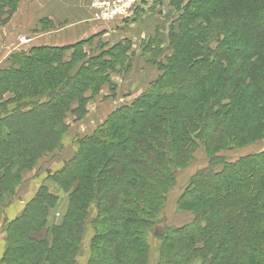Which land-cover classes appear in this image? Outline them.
I'll list each match as a JSON object with an SVG mask.
<instances>
[{
	"label": "trees",
	"instance_id": "trees-1",
	"mask_svg": "<svg viewBox=\"0 0 264 264\" xmlns=\"http://www.w3.org/2000/svg\"><path fill=\"white\" fill-rule=\"evenodd\" d=\"M197 1V9L177 17L168 54L159 41L142 46L143 54L150 51L147 62L158 66L156 78L78 137L60 169L43 170L17 214L23 174L59 148L67 111H85L87 89L104 83L103 69L120 55L125 60L130 43L66 64L44 51L91 38L14 55L13 65H43H22L0 78L12 89L7 97L0 88V215L4 204L14 210L0 218V264H148L149 233L161 239L155 264H264V150L233 161L219 155L264 138V0ZM8 3L0 0V22L15 9L4 10ZM195 19L201 21L187 28ZM116 49L121 54L105 58ZM73 62H80L76 71ZM27 77L36 89H28ZM63 82L71 83V95L63 94ZM197 146L206 165L177 201L192 219L156 234L175 174L192 162Z\"/></svg>",
	"mask_w": 264,
	"mask_h": 264
},
{
	"label": "rangeland",
	"instance_id": "rangeland-1",
	"mask_svg": "<svg viewBox=\"0 0 264 264\" xmlns=\"http://www.w3.org/2000/svg\"><path fill=\"white\" fill-rule=\"evenodd\" d=\"M9 5L4 8V10L7 9H15L12 11V14L10 16H7L4 14V17L7 16V19L0 22V78L3 77V75L11 76L10 70L15 69L16 71L22 66L30 67L35 65H43L41 63L37 62H27L24 63L20 60V63H17L16 65H13V62L15 61L14 55H17V53H20L23 51V49L27 50V46L29 44H33L30 41H26L24 39H21L23 35H33V37L38 36L41 34V32L49 31L53 28H57L51 24V21L49 20H42L37 19L38 16L41 14L42 7L40 6L42 0H8ZM45 2V7L47 9V2ZM91 3V1H90ZM213 3V2H212ZM141 4H147L148 6L146 9L143 10L140 9L142 6L139 7L142 16L145 15V11H149L145 17L151 15L152 19L149 20L146 25L150 32L148 33V36L145 37V39H142L139 44L136 47H128L126 53H124L126 59L123 60V58L120 56L121 59H117L118 63H113L112 66L109 68H104L101 76L104 78V83L96 89L94 87L95 85H92L93 88L87 89V92L85 93L86 97V103H85V111H81L78 114L81 116L78 117V114L75 112H71V110L67 111L66 115V122L69 124L66 128V133L63 138V141L59 148H55L53 151H49L47 154L45 153L42 155L39 160H37V164L33 168L32 171L36 174V172L42 175L44 174L43 169L45 167H48V169L51 171L60 169V163L62 160H66L70 158L74 154V150L77 147V144L75 140L82 136L87 135L89 133L94 132V126L98 125L100 122L104 121L105 119V111L106 109L109 110L111 108H114L117 103H125L129 102L132 97L137 95L138 93H141L146 88V82L148 80L154 79L156 76V69H158V66L155 64L148 63L147 60L150 57V51L148 54H143L142 46L147 42L150 43V48H153L156 42H160L162 47V52L164 54H168L170 52L169 50V43H168V35L169 32L174 28L177 29V26L179 24L180 19L178 20L177 17L183 15L186 11L190 9V11H194L195 8H198V5L200 4L197 0H191L190 2L188 0H177L175 3L174 0H142ZM187 4V5H186ZM58 5L61 8H65V5L61 3L58 0ZM51 6V2H50ZM186 6L188 8H186ZM90 8L91 12V21H94L95 17L97 16V13L95 12V9L92 7ZM135 11V10H134ZM151 12V13H150ZM189 12V11H188ZM139 15V16H140ZM89 19V18H88ZM38 20V21H37ZM129 21V20H128ZM201 20L195 19L190 23L186 24L187 28H191L198 24ZM67 22V19L61 20L59 22V26H63ZM102 22V21H100ZM146 22V21H145ZM143 24V23H142ZM58 30H62V27H59ZM5 34V36H2ZM113 36V35H112ZM112 36H104L103 37H95L87 41L82 46L73 48V49H65L62 51H44L45 56L48 57V59H53L55 61V57L58 61V64L60 63H67L71 60L72 57L79 58L81 56L89 57L91 54L100 53L102 50L112 47L116 44H123L121 42H117L115 44H111L110 46H107L104 44L106 42L105 38H109L111 42ZM220 38L222 39L223 36L220 35ZM213 39V38H212ZM211 39V40H212ZM156 40V41H155ZM127 44V43H125ZM219 42L211 41L209 45L215 46V48H219L218 46ZM131 46V44H130ZM135 48V49H134ZM101 50V51H100ZM133 50V51H132ZM161 52V53H162ZM121 52L119 50H114L111 53L105 54V58H109L111 55H119ZM82 54V55H81ZM86 54V55H84ZM123 54V53H122ZM163 56V55H162ZM162 56H158L156 61L162 58ZM85 58V57H83ZM82 58V59H83ZM98 61H101V57L97 59ZM111 60V59H110ZM96 61V63H98ZM56 63V62H55ZM72 63V60L70 61ZM57 64V63H56ZM129 64V65H128ZM80 66V62L77 64L73 62L74 71H76L75 67ZM128 66V67H127ZM17 67V68H16ZM71 67V66H70ZM68 67L67 69H70ZM127 67V70L123 69ZM46 69V67H44ZM47 71V70H46ZM65 71V70H64ZM73 71V69H72ZM8 73V74H6ZM71 75V70L64 72V77L67 78L69 74ZM2 76V77H1ZM97 77V75H95ZM95 77V78H96ZM100 78V75H98ZM27 83H28V89H34L37 85L31 84V82L27 77ZM65 84L64 87H62V92L65 95H71V83L63 82ZM96 84V80L94 82ZM137 85L143 86L142 88L138 89L136 91V94L132 96L130 93L127 92L128 86L131 85ZM63 86V85H61ZM1 92L3 95H7V97H10L12 94V89H10L7 86H0ZM36 89V88H35ZM113 89V90H112ZM49 90L46 91L48 93ZM115 96V97H114ZM35 97V96H34ZM32 97V98H34ZM59 97H61L59 95ZM94 112H93V110ZM92 110L93 114H88L89 111ZM107 118V117H106ZM104 119V120H103ZM38 123V121H36ZM35 122V123H36ZM105 139L110 140V138ZM264 150V138L260 140H255L250 142L247 146L243 148L239 147H229L219 152L220 156H223V158L227 161H233L236 160L238 157L243 155H248L250 153H256V152H262ZM207 159H206V153L202 146L195 147L194 152V159H192V162H190L186 167L179 169V171L176 172L174 177V182L172 186L169 189V192L167 193L166 201L163 204V207L159 213V218L161 219L157 225L155 226L156 232H162L167 227H175L180 226L183 224H187L191 221L192 215L189 212L181 211L178 209V199H180L183 192L187 189L188 186H190V183L194 181V175L199 170L200 166L206 165ZM62 165V164H61ZM40 180L42 176H40ZM32 189V187H29V190ZM22 195L24 193H21ZM6 204L1 206V215L0 218L5 217L8 215ZM1 225V224H0ZM90 230L87 228V231L85 233L84 237V244L88 245V240L90 237ZM2 232L0 228V239L2 237ZM157 234V233H156ZM148 241L150 244V253H149V260L150 262L148 264H155L159 247L161 244V239H159L157 236H155L153 233H149L148 235ZM84 245V246H87ZM84 246L83 250H84ZM264 247V244H263ZM191 259H194L191 257ZM188 264H197L196 261L189 262Z\"/></svg>",
	"mask_w": 264,
	"mask_h": 264
},
{
	"label": "crops",
	"instance_id": "crops-1",
	"mask_svg": "<svg viewBox=\"0 0 264 264\" xmlns=\"http://www.w3.org/2000/svg\"><path fill=\"white\" fill-rule=\"evenodd\" d=\"M45 1L47 2L48 10L45 12L46 10V7L44 5L45 2L42 0L40 6L44 10H42L41 14L38 16L37 19H42L46 21L49 20L51 21V24L57 28H53L43 33L41 32V34L35 37H33V35H25V36L23 35L21 39L33 43V44H29L26 47L27 49L34 46L70 48L71 46H73L78 42H83L90 38L92 39L100 36L103 37V35L104 36L113 35L112 36V40H114L113 42H111L109 38H105L106 42H104V44H106L107 46H110L112 43L115 44L117 42L123 43L124 40H126L129 41V43L131 44L130 47L133 48L138 46L139 44L137 43L140 42L142 39H145V37H147L148 33L150 32L146 23L149 20H151L152 17L151 15L145 17L147 14H149L147 13L149 11H145V15L144 14L142 16L140 15L141 13L140 9L142 10L144 8L146 9V7L148 6L147 4L142 5L141 4L142 0L137 4L139 5L138 9L140 6H142L137 11L138 15L133 13L130 19L116 20L114 22H108V23L99 22L96 20L91 21L90 19L91 12H90V8L88 7H90V1L92 0H59L61 3L65 5V8H61L58 5V0H45ZM50 2H51V6H50ZM64 19H67V22L63 24V26H59V22ZM59 27H62V30H58ZM2 36H5V34H3ZM157 75H158V70L156 69V76ZM151 80H148L146 82V85ZM143 86H140L139 84L138 86L136 84L135 85L132 84L131 86H128L127 92L130 93V95L133 94L132 96H134V94H136V91L142 88ZM120 104L117 103V105H115L114 108H111L109 110L106 109L104 113L105 116L107 117L113 110L118 108ZM92 110H90L88 114L95 115V113H93L94 110L93 112ZM106 117L104 119H106ZM102 122H100L98 125L94 126L93 128L95 129ZM43 170L48 171L49 169L48 167H45ZM39 175H41V173L38 174L36 172L35 174L34 171L32 170L27 171L23 174V182L21 186L18 188L17 194L14 198V200L20 199L14 214H17L18 211L22 209L23 203L34 193L33 191L36 187L35 185L38 182ZM29 187H32V189L29 190ZM21 193L24 194L22 195ZM13 211H14L13 206L7 207V211H6L7 213H12ZM4 246L5 245L2 239H0V259L4 250Z\"/></svg>",
	"mask_w": 264,
	"mask_h": 264
},
{
	"label": "built area",
	"instance_id": "built-area-1",
	"mask_svg": "<svg viewBox=\"0 0 264 264\" xmlns=\"http://www.w3.org/2000/svg\"><path fill=\"white\" fill-rule=\"evenodd\" d=\"M141 0H92L90 7L95 9L96 21L114 22L130 19Z\"/></svg>",
	"mask_w": 264,
	"mask_h": 264
},
{
	"label": "water",
	"instance_id": "water-1",
	"mask_svg": "<svg viewBox=\"0 0 264 264\" xmlns=\"http://www.w3.org/2000/svg\"><path fill=\"white\" fill-rule=\"evenodd\" d=\"M156 233H157V234H160V235L163 234V232H156Z\"/></svg>",
	"mask_w": 264,
	"mask_h": 264
}]
</instances>
